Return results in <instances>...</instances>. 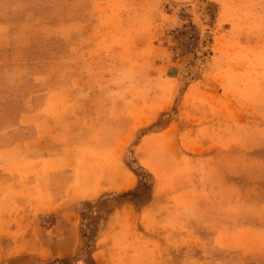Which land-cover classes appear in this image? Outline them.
Listing matches in <instances>:
<instances>
[{"label": "rangeland", "instance_id": "rangeland-1", "mask_svg": "<svg viewBox=\"0 0 264 264\" xmlns=\"http://www.w3.org/2000/svg\"><path fill=\"white\" fill-rule=\"evenodd\" d=\"M0 264H264V0H0Z\"/></svg>", "mask_w": 264, "mask_h": 264}, {"label": "crops", "instance_id": "crops-1", "mask_svg": "<svg viewBox=\"0 0 264 264\" xmlns=\"http://www.w3.org/2000/svg\"><path fill=\"white\" fill-rule=\"evenodd\" d=\"M131 176H132V179L134 180L135 176H133V175H131ZM134 184L135 183L131 184L130 181L128 183V179H127L126 175L121 176V178L116 179L115 186L117 188L115 187V189H111V190L125 191V190L132 188L134 186ZM105 190H108V189H103L102 191H105Z\"/></svg>", "mask_w": 264, "mask_h": 264}, {"label": "trees", "instance_id": "trees-1", "mask_svg": "<svg viewBox=\"0 0 264 264\" xmlns=\"http://www.w3.org/2000/svg\"><path fill=\"white\" fill-rule=\"evenodd\" d=\"M130 193H131V190L124 191V192L118 194V197H119V198H124L125 196L129 195ZM84 203H85V205L88 204L87 202H84ZM110 212H111V208H110L109 210H107L106 213L108 214V213H110ZM82 214H83V218H86V216H88V215H85V214H87L86 211L82 212ZM84 215H85V216H84ZM89 234H90V233H89ZM83 236L86 237L87 235H86V234H83ZM95 237H96V233H94V239H95Z\"/></svg>", "mask_w": 264, "mask_h": 264}]
</instances>
